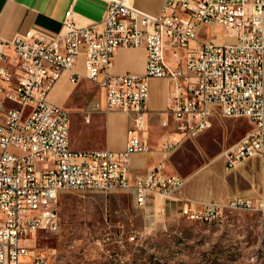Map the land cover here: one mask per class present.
Here are the masks:
<instances>
[{"label": "built area", "instance_id": "obj_1", "mask_svg": "<svg viewBox=\"0 0 264 264\" xmlns=\"http://www.w3.org/2000/svg\"><path fill=\"white\" fill-rule=\"evenodd\" d=\"M222 28L233 41L202 38L205 28ZM172 48L173 63L165 59ZM12 46V67L3 48ZM119 47L146 50L143 74L112 72ZM179 50H184L180 56ZM83 56V74L74 69ZM99 86L102 102L83 110L132 114L121 150H72L69 111L48 93L64 73ZM170 82L168 111L174 130L164 134V157L210 127V117H247L252 128L225 152L227 169L249 158L259 160V194L225 201L185 202L190 220L221 221L229 213L251 212L264 230V0H164L159 11L137 8L134 0H108L100 21L81 23L65 13L56 36L34 34L0 41V264H59L31 246L37 232H57L56 207L62 191H128L145 206L151 197L173 198L185 179L164 171L159 161L130 178V157L152 150L147 128L149 79Z\"/></svg>", "mask_w": 264, "mask_h": 264}, {"label": "rangeland", "instance_id": "obj_2", "mask_svg": "<svg viewBox=\"0 0 264 264\" xmlns=\"http://www.w3.org/2000/svg\"><path fill=\"white\" fill-rule=\"evenodd\" d=\"M201 37L233 41L218 27L205 28ZM94 94L69 103L71 135L92 124L84 123L83 109L74 106L84 108L98 98ZM249 122L247 117L214 118L206 140H199L200 134L178 149L177 172L185 176L204 163L209 144L226 150L251 130ZM153 197L139 206L124 190L62 191L56 201L59 230L37 232L31 247L59 264H264V230L256 213H229L205 223L188 219L182 205L168 203L171 199Z\"/></svg>", "mask_w": 264, "mask_h": 264}, {"label": "crops", "instance_id": "obj_3", "mask_svg": "<svg viewBox=\"0 0 264 264\" xmlns=\"http://www.w3.org/2000/svg\"><path fill=\"white\" fill-rule=\"evenodd\" d=\"M163 1L134 0V5L143 11L156 13ZM107 2L108 0H0V41H12L17 36L34 34L56 36L62 30V22L68 10H71L76 20L81 23L100 21L107 8ZM3 52L7 55L3 64L12 67L11 64L14 61L12 46L4 47ZM179 53L180 56H183L184 50H179ZM165 59L168 63H173L172 48L168 45L165 47ZM145 62L146 50L143 47H119L114 52L112 72L116 74L127 72L143 74ZM74 69L83 74L82 55ZM88 82L93 84L96 89L91 90ZM148 83L147 128L143 136L152 150L147 153L131 155L130 178L144 173L148 168L163 160L166 173L177 174L185 179L183 185L175 191L174 197L169 198L171 199L168 201L169 204L173 202V204L183 206V203L188 201L196 203L222 202L233 196L246 198L257 196L259 194L258 158H249L237 168L227 169L224 157L225 150L218 152L219 146L216 144L208 145L209 150L205 156L209 157L196 169L185 176L177 172V156L181 153L179 148L167 157H164L159 148L164 134L175 128L172 114L168 111V94L171 84L165 78L156 77L150 78ZM88 92L91 95L92 92H95L93 96L97 95L98 98L88 101L84 108L74 106L76 109L85 110L95 102H102L104 92L99 86L84 77L79 78L76 82H71L69 73L64 72L48 93L50 102L69 111V147L77 151L105 148L121 150L125 145L126 130L134 127L132 114L122 111L92 112L88 122L83 119V122L88 124L93 121L92 124L88 125L86 130L78 129L76 134L71 135V108L69 103L76 97H92L88 95ZM0 102H3L5 107L12 105L11 102L5 100L2 93H0ZM216 117H220V115L216 113L211 115V125ZM249 124L251 127L252 122L250 121ZM207 129L200 133L202 135L199 140L207 139L211 133V130L206 131ZM252 177L258 179L257 183ZM155 199L156 197H151L149 202H153Z\"/></svg>", "mask_w": 264, "mask_h": 264}, {"label": "bare ground", "instance_id": "obj_4", "mask_svg": "<svg viewBox=\"0 0 264 264\" xmlns=\"http://www.w3.org/2000/svg\"><path fill=\"white\" fill-rule=\"evenodd\" d=\"M147 98H148V96L146 97V102H147ZM195 220H200V221L204 222V219H195Z\"/></svg>", "mask_w": 264, "mask_h": 264}]
</instances>
